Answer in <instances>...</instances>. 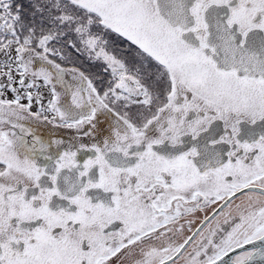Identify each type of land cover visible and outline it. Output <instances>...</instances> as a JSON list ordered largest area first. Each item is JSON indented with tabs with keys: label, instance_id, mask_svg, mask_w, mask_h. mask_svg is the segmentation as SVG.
I'll list each match as a JSON object with an SVG mask.
<instances>
[{
	"label": "snow or ice",
	"instance_id": "obj_1",
	"mask_svg": "<svg viewBox=\"0 0 264 264\" xmlns=\"http://www.w3.org/2000/svg\"><path fill=\"white\" fill-rule=\"evenodd\" d=\"M0 264H264V0H0Z\"/></svg>",
	"mask_w": 264,
	"mask_h": 264
}]
</instances>
